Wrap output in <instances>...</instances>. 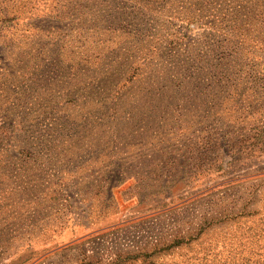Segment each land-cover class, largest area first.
Wrapping results in <instances>:
<instances>
[{"label":"rangeland","instance_id":"rangeland-1","mask_svg":"<svg viewBox=\"0 0 264 264\" xmlns=\"http://www.w3.org/2000/svg\"><path fill=\"white\" fill-rule=\"evenodd\" d=\"M2 6L0 264H264V0Z\"/></svg>","mask_w":264,"mask_h":264},{"label":"trees","instance_id":"trees-1","mask_svg":"<svg viewBox=\"0 0 264 264\" xmlns=\"http://www.w3.org/2000/svg\"><path fill=\"white\" fill-rule=\"evenodd\" d=\"M4 7L5 6H2L1 8H0V12H1V10H3L4 9ZM13 15L14 14H12L11 15V18H13ZM9 17V16H8ZM8 17H1L0 18V22H2V21H4V20H7V18ZM231 42V40H229V39H226V40H224V42H223V45H224V47H223V45H221V44H215V43H211V48L210 49H208L209 51H211L212 53H213V56H214V58H215V60H217L218 61V58L219 59H223L224 57H225V49H226V47H227V45L229 44ZM113 85H114V83H110V86L109 87H106V88H104V91H103V93H105V95H113V97H114V95H117V94H119V89L118 88H115V87H113ZM107 112H106V110H105V112H104V114L103 115H107L106 114ZM115 113V110L113 109V112H112V114H114ZM122 113L123 114H126V115H128V116H130V113H132V112H130V110H128V109H125V110H123L122 111ZM133 114V113H132ZM114 115H116V114H114ZM108 116V115H107ZM116 117V116H115Z\"/></svg>","mask_w":264,"mask_h":264}]
</instances>
